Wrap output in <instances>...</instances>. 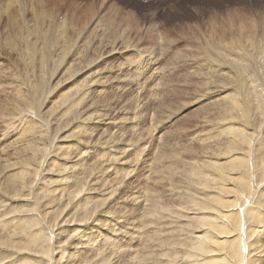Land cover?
Listing matches in <instances>:
<instances>
[{
    "label": "rangeland",
    "instance_id": "rangeland-1",
    "mask_svg": "<svg viewBox=\"0 0 264 264\" xmlns=\"http://www.w3.org/2000/svg\"><path fill=\"white\" fill-rule=\"evenodd\" d=\"M213 1L0 0V264H184L192 195L225 170L237 191L214 264L238 255V232L244 264H264V7ZM253 31L263 42L238 41ZM233 132L250 145L224 165Z\"/></svg>",
    "mask_w": 264,
    "mask_h": 264
},
{
    "label": "bare ground",
    "instance_id": "bare-ground-1",
    "mask_svg": "<svg viewBox=\"0 0 264 264\" xmlns=\"http://www.w3.org/2000/svg\"><path fill=\"white\" fill-rule=\"evenodd\" d=\"M217 1H220L219 2V4H220V6H225V4H226V2H228V1H226L225 2V0H217ZM239 2V1H242V0H236L235 2ZM10 2H12V1H10ZM16 2V1H15ZM20 2V1H19ZM245 2H247L246 4H245V7H247V11H249V10H253V12H255V13H257L258 14V12H260V10L262 9V7H264V4H263V2H262V0H245ZM7 3V2H6ZM9 3V2H8ZM7 3V4H8ZM18 3V2H17ZM22 3V2H21ZM199 3H201L202 5H204L205 7H208V9H211V7H213V6H216L215 4H213L214 3V1L213 0H205V2L204 3H202V2H199ZM19 4V3H18ZM17 4V5H18ZM9 5H10V3H9ZM8 5V6H9ZM16 5V6H17ZM15 6V7H16ZM200 6V5H199ZM241 6V5H240ZM205 7H200L198 10H196V16L198 17V15L197 14H203L202 12H201V10L202 9H204ZM252 8V9H251ZM9 9V8H8ZM10 10V9H9ZM22 10V9H21ZM26 10V9H25ZM179 10V9H178ZM176 11H177V8H176ZM25 12V11H24ZM177 15V14H176ZM194 14H190L189 16L191 17V16H193ZM234 15H237L238 16V18L240 17V15L239 14H234ZM236 16V17H237ZM255 16V15H254ZM178 18H184L183 16H178ZM241 18H239L238 19V22L237 21H235V22H233L234 23V25L236 24V23H238L240 26H241V24H242V20H240ZM248 19V18H247ZM183 22V21H182ZM205 25V24H204ZM208 27H210V26H213V25H209V24H206ZM225 25H227L228 26V28L231 26V24H229V23H227V24H225ZM186 26V24L185 25H183V27H185ZM221 26H224V24H221L220 26H218L219 28L221 27ZM182 29H183V27L182 26H180ZM188 27V26H187ZM217 28V27H216ZM240 29H242V28H239V27H235V30H237V31H239ZM229 30V29H228ZM241 31V30H240ZM247 31H249V30H247ZM221 33V32H220ZM227 33H229V32H227ZM166 34V33H165ZM223 34V33H222ZM228 35H230V34H228ZM217 37V36H216ZM215 37V38H216ZM224 39H226L227 37L226 36H222ZM221 37V38H222ZM191 38V37H190ZM210 38V37H209ZM214 38V37H213ZM213 39L214 41L216 40V39ZM229 38H231V37H229ZM238 41L239 42H243V41H247V42H252V44H255L256 45V43H260V42H263V40L261 39V36H259L255 31H253V32H251L250 34H244V35H242V34H240L238 37ZM263 38V37H262ZM163 39H165L164 41H166V43H172L173 41L174 42H176V41H179V38L178 37H170V36H164L163 37ZM211 39V38H210ZM210 39H204V41L205 42H208L209 43V41H210ZM218 39V38H217ZM185 40H187V39H185ZM219 40V39H218ZM223 39H221V41H222ZM231 40H233V39H231ZM220 41V40H219ZM223 41H225V40H223ZM156 43V42H155ZM217 44H218V42H217ZM225 44V43H224ZM223 44V45H224ZM232 44V43H231ZM262 44V43H261ZM195 45V44H194ZM207 45V44H206ZM216 45V44H215ZM237 46H238V44H236ZM248 45V44H247ZM260 44H258V46H259ZM196 46V45H195ZM224 46H226V45H224ZM229 46H230V44H229ZM249 46V45H248ZM200 47V46H199ZM208 47V46H207ZM207 47H205V48H207ZM218 47H219V45H218ZM231 47V46H230ZM87 48V47H86ZM185 48V47H184ZM198 48V47H197ZM204 48V47H203ZM209 48V47H208ZM226 48V47H225ZM225 48H224V50H225ZM237 48V47H236ZM240 48V47H239ZM210 49V48H209ZM221 49V48H220ZM241 49V48H240ZM239 49V50H240ZM183 50V49H182ZM216 50H217V48H216ZM230 50V49H229ZM203 51H204V49H203ZM203 51H201V52H203ZM210 51V50H209ZM213 51H215V50H213ZM234 51V50H233ZM241 51V50H240ZM243 51V50H242ZM185 52V51H184ZM194 51H192V53H193ZM198 52V51H197ZM208 51H206V49H205V51H204V53H207ZM248 52V51H247ZM258 52H259V50H258ZM93 53V52H92ZM188 53V52H187ZM200 53V52H199ZM218 53H220L221 54V52H218ZM234 53V52H233ZM236 53V52H235ZM243 53V52H242ZM190 54H191V51H190ZM230 54H231V52H230ZM237 54H238V52L236 53V56H237ZM255 54V53H254ZM199 55V54H198ZM198 55H197V59H198ZM239 55H241V54H239ZM205 56V55H204ZM231 56V55H230ZM244 56V55H243ZM81 57V56H80ZM86 57V56H85ZM185 57V56H184ZM200 57H201V55H200ZM207 57V56H206ZM211 57V56H210ZM212 57H213V55H212ZM211 57V59H213ZM216 57V56H215ZM222 57L223 56H221V58H218V60L219 59H221L222 60ZM188 58H189V56H188ZM195 58V57H194ZM204 58V57H203ZM224 58V57H223ZM231 58H233V57H231ZM251 58V57H250ZM201 59V58H200ZM204 59H206V58H204ZM248 59V58H247ZM184 60H185V58H184ZM186 60H187V58H186ZM208 60H209V57H208ZM220 60V61H221ZM226 60V59H225ZM224 60V61H225ZM232 60V59H231ZM235 60V59H234ZM190 61V60H189ZM201 61L203 62V60L201 59ZM206 61V60H205ZM210 61H212V60H210ZM227 61V60H226ZM233 61V60H232ZM253 61V60H252ZM186 62V61H185ZM188 62V61H187ZM186 62V63H187ZM197 62H198V64H199V61L197 60ZM212 62H216V60L215 61H212ZM222 62V61H221ZM231 61H229V63H230ZM237 62V61H236ZM247 62V61H246ZM190 63H194V62H190ZM220 63V62H219ZM225 63V62H224ZM181 64V63H180ZM206 64V63H205ZM208 64V63H207ZM215 64V63H214ZM218 64V63H217ZM217 64H215L216 66H217ZM241 64H243V63H241ZM3 65V64H2ZM72 65V64H71ZM200 65H201V62H200ZM199 65V66H200ZM221 65V64H220ZM192 66V65H191ZM195 66V65H194ZM197 66V65H196ZM204 66V65H203ZM209 66V65H208ZM226 66V65H225ZM240 66V65H239ZM202 67V66H201ZM210 67V66H209ZM214 67V66H213ZM212 67V68H213ZM220 67V66H219ZM218 67V68H219ZM192 68H193V66H192ZM200 68V67H199ZM203 68V67H202ZM206 68H207V66H206ZM211 68V67H210ZM215 68V67H214ZM213 68V69H214ZM239 69H241L240 67H238ZM196 69H198V68H195V70ZM203 69H205V68H203ZM223 69V68H222ZM232 69V68H231ZM6 70V69H5ZM202 70V69H201ZM205 70H207V69H205ZM204 70V71H205ZM211 70V69H210ZM219 70H220V68H219ZM223 70H226V69H223ZM228 70V69H227ZM226 70V71H227ZM3 71V70H2ZM49 71V70H48ZM197 71V70H196ZM211 71H213V70H211ZM215 71H216V69H215ZM187 72V71H186ZM201 72V71H200ZM203 72V71H202ZM222 71L220 70V72L219 73H221ZM230 72V71H229ZM242 72H243V70H242ZM12 73V72H11ZM121 73V72H120ZM204 73V72H203ZM202 73V74H203ZM207 72L205 71V74H206ZM208 73H210V72H208ZM212 73V72H211ZM210 73V74H211ZM231 73V72H230ZM185 74V73H184ZM194 74V73H193ZM196 74V76H194V77H197V72L195 73ZM200 75H201V73H199ZM198 74V75H199ZM209 74V75H210ZM216 74V73H215ZM222 74V73H221ZM225 74V73H224ZM10 75H12V74H10ZM9 74H8V76H10ZM192 75V74H191ZM19 76V75H18ZM181 76V75H180ZM182 76H184V75H182ZM186 76V75H185ZM211 76V75H210ZM229 76V75H228ZM233 76V75H232ZM239 76V75H238ZM1 77V76H0ZM188 77H190V76H188ZM212 77H214V76H212ZM218 77V76H217ZM225 77V76H224ZM5 78V77H4ZM8 78V77H7ZM6 78V80H8ZM183 78V77H182ZM191 78V77H190ZM186 79H187V77H186ZM207 79H208V77H207ZM211 79H214V78H211ZM217 79V78H216ZM221 79V78H220ZM231 79V78H230ZM239 79V78H238ZM181 80V79H180ZM191 80V79H190ZM201 80V79H200ZM209 80V79H208ZM234 80H236V79H234ZM216 81V80H215ZM183 82V81H182ZM195 83H196V81H194ZM208 82V81H207ZM206 82V83H207ZM218 82V81H217ZM188 83H189V81H188ZM190 83H191V85H192V82L190 81ZM189 83V84H190ZM205 83V84H206ZM215 83V82H214ZM213 83V84H214ZM223 83V82H222ZM178 84H180V83H178ZM184 84H185V82H184ZM204 84V83H203ZM212 84V85H213ZM187 85V84H186ZM190 85V86H191ZM214 85H216V84H214ZM188 86V85H187ZM193 86H194V84H193ZM197 86V85H196ZM203 86L204 85H202V88H203ZM3 87H4V85H3ZM9 87V86H8ZM12 87V86H11ZM211 86H209V88H210ZM213 87V86H212ZM231 87V86H230ZM241 87H242V85H241ZM16 88H18V87H16ZM15 88V89H16ZM206 88V87H205ZM215 88H217V87H214V89ZM220 88V87H219ZM219 88H217L218 90H219ZM224 88H226V87H224ZM233 88V87H232ZM3 88H1V90H2ZM177 89V88H176ZM179 89V88H178ZM196 89V88H195ZM208 89V88H207ZM212 89V88H211ZM221 89H222V87H221ZM239 89V88H238ZM242 89V88H241ZM5 90V89H4ZM10 90V89H9ZM19 90V89H18ZM196 90H198V89H196ZM199 90H201V89H199ZM230 90V89H229ZM236 91H237V89H235ZM7 91H8V89H7ZM16 91V90H15ZM21 91V90H20ZM78 91V90H77ZM171 91V90H170ZM173 91V90H172ZM212 91V90H211ZM5 92V91H4ZM198 92V91H197ZM207 92V91H206ZM233 92V91H232ZM212 93V92H211ZM234 93V92H233ZM239 93H240V91H239ZM264 93V92H263ZM12 94V93H11ZM88 94V93H87ZM210 94V93H209ZM253 94V93H252ZM4 95H6L5 93H4ZM10 95V94H9ZM188 95V94H187ZM204 95H206V94H204ZM226 95V94H225ZM231 95H233L232 93H231ZM230 95V96H231ZM235 95V94H234ZM239 95V94H238ZM237 95V96H238ZM8 96V95H7ZM63 96H65V95H63ZM184 96H185V94H184ZM203 96V95H202ZM223 96H224V93H223ZM227 96V95H226ZM240 96V95H239ZM6 97V96H5ZM9 97V96H8ZM66 97V96H65ZM71 97V96H70ZM84 97V96H83ZM205 97V96H204ZM3 98V97H2ZM11 98H12V96H11ZM61 98V97H60ZM230 98H233V96L232 97H230ZM8 99V98H7ZM75 99V98H74ZM216 99H218L217 97H216ZM234 99V98H233ZM10 100V99H9ZM76 100V99H75ZM208 100V99H207ZM225 100V99H224ZM228 100V99H227ZM226 100V101H227ZM231 100V99H230ZM17 101V100H16ZM222 102H223V99L221 100ZM1 102V101H0ZM11 102V101H10ZM71 102V101H70ZM76 102H78V100L76 101ZM214 102V101H213ZM233 102V101H232ZM16 104V103H15ZM95 104V103H94ZM209 104H211V103H209ZM14 105V104H13ZM71 105V104H70ZM74 105V104H73ZM217 105H219V104H217ZM1 106V105H0ZM96 106V105H95ZM100 106V105H99ZM13 107V106H12ZM238 107V106H237ZM240 107V106H239ZM2 107H0V109H1ZM208 108V107H207ZM221 108V107H220ZM241 108V107H240ZM163 109V108H162ZM212 109V108H211ZM222 109V108H221ZM13 110V109H12ZM170 110V109H169ZM168 110V111H169ZM207 110V109H206ZM1 111H3V110H1ZM175 111V110H174ZM204 111V110H203ZM213 111V110H212ZM215 111V110H214ZM217 111H220V110H216V113H217ZM98 112V111H97ZM209 112H211V111H209ZM212 113V112H211ZM215 113V112H214ZM219 113V112H218ZM10 114V113H9ZM199 114V113H198ZM98 115H100V114H98ZM208 115H209V113H208ZM215 115H217V114H215ZM251 115V114H250ZM206 116V115H205ZM262 116V115H261ZM96 117V116H95ZM100 117V116H99ZM210 117V116H209ZM220 117V116H219ZM211 118H213V117H211ZM14 119V118H13ZM228 119V118H227ZM229 119H230V117H229ZM12 120V119H11ZM220 120V119H219ZM261 120V119H260ZM228 121V120H227ZM231 121V120H230ZM258 122V121H257ZM229 123V122H228ZM232 123H233V121H232ZM225 124V123H224ZM223 124V125H224ZM220 125H222V124H220ZM230 127V126H229ZM233 127V126H232ZM27 129V128H26ZM261 129V128H260ZM80 130V129H79ZM213 131H215V129H213ZM24 132H26V131H24ZM76 133V132H75ZM176 133V132H175ZM22 134H23V132H22ZM26 134V133H25ZM24 134V135H25ZM232 135H233V137H231V141H232V143H231V141L227 144V147H228V150L227 151H225V152H223V151H219V154H223V155H226V152H227V154L228 155H226V160H224V161H222L223 163H224V165L225 164H227V163H233V161H235V162H238V163H240V162H242L243 161V156H238V155H236V146H235V144H236V142H241L242 143V141H246L243 137H242V135H241V133H239V132H233V133H231ZM78 135V134H77ZM173 136H174V133L172 134ZM219 136V135H218ZM18 137V136H17ZM16 138V137H15ZM43 138V137H42ZM46 138V137H45ZM44 138V139H45ZM214 138V137H213ZM216 138V137H215ZM248 138V137H247ZM20 139V138H19ZM218 139V138H217ZM41 140V139H40ZM47 140V139H46ZM207 140V139H206ZM242 140V141H241ZM219 141V140H218ZM49 142V141H48ZM246 143L248 144V145H250V143L248 142V141H246ZM50 145V144H49ZM252 145V144H251ZM243 146V145H242ZM24 147V146H23ZM226 147V148H227ZM15 148H17V147H15ZM81 149V148H80ZM79 149V150H80ZM220 149V148H219ZM85 150V149H84ZM28 151V150H27ZM32 151V150H31ZM37 151V150H36ZM42 151V150H41ZM48 152H49V150H48ZM83 152H85V151H83ZM162 152H165V151H162ZM161 152V153H162ZM223 152V153H222ZM43 153V152H42ZM45 153V152H44ZM92 153V152H91ZM166 153V152H165ZM164 153V154H165ZM160 154V153H159ZM170 154V153H169ZM218 154V155H219ZM43 155V154H42ZM162 155V154H161ZM165 155H167V154H165ZM120 156V155H119ZM169 155H167V157H168ZM170 156H172V155H170ZM220 156H222V155H220ZM253 156V155H252ZM161 157V156H160ZM215 157V156H214ZM174 157H172V159H173ZM217 158H219V157H217ZM101 159H103L102 157H101ZM162 159V158H161ZM170 159V158H169ZM213 159V158H212ZM44 160V159H43ZM104 160V159H103ZM165 160H167V159H165ZM218 160L219 159H217V161H215V164H213L212 165V167L214 166V165H216V167H220L222 164H220V162H218ZM42 161V160H41ZM99 161V160H98ZM248 161V160H247ZM105 162V161H104ZM108 162V161H107ZM164 162V161H163ZM209 162V161H208ZM18 163V162H17ZM45 163H46V161H45ZM106 163V162H105ZM205 164V163H204ZM203 165V164H202ZM239 165V164H238ZM103 166V165H102ZM207 166V165H206ZM204 167V166H203ZM215 167V166H214ZM215 167V168H216ZM218 167V169H220ZM229 167V166H228ZM222 168V167H221ZM226 168V167H225ZM193 169V168H192ZM212 169V168H211ZM210 169V170H211ZM236 169H238V168H236ZM193 170H195V169H193ZM199 170H201V169H199ZM202 170H204V169H202ZM216 170H217V168H216ZM225 170V169H224ZM26 171V170H25ZM82 171V170H81ZM158 171V170H157ZM192 171V170H191ZM196 171V170H195ZM23 172V171H22ZM79 172V171H78ZM104 172H106V170L104 171ZM108 172V171H107ZM189 172V171H188ZM197 172V171H196ZM220 172V171H219ZM228 173L227 175H226V173ZM19 173V172H18ZM26 173V172H25ZM28 173V172H27ZM41 173V172H40ZM90 173V172H89ZM101 173V172H100ZM192 173V172H191ZM190 173V174H191ZM210 173V172H209ZM223 173H225V175L226 176H228L231 172H227L226 170L225 171H222V172H220V173H218V174H216V175H214V177H212V178H209V176H205V178H204V176H203V181H201V182H199V185H198V187H200V189L201 190H206L207 191V189L209 188V184H211V182L214 184V186L216 187V191H215V193L214 194H212V195H209V196H205V195H207L208 194V192H206V191H204L205 193H204V195L202 196H195V195H192V203L191 204H193L195 207H196V210H197V213L199 214V216L198 217H194V218H196V220H197V222H198V225L200 226V230L198 231V233L196 232V230L195 231H192V233H190V234H192L191 235V237H192V240H193V242L192 243H190V248L194 251V254L193 255H189L188 256V260H187V258L186 257H184V262H182V263H184V264H214V262H215V259L216 258H214V256L215 255H217L216 254V251H215V246L217 245V244H219L220 242L218 241V235H217V232L219 231V232H221V231H223V230H225V229H227V225L223 222V221H221V219H223V218H227L226 216L227 215H230V214H227L226 212L225 213H223V211H224V209H225V207H229V203H230V200H232L231 199V197H227V195H226V197H225V193H227L228 194V196H232L233 195V192L235 193L237 190L234 188V187H232V186H230V185H228V183L226 182V179H224L226 176H224V178L223 177H220ZM24 174V173H23ZM74 174V173H73ZM103 174V173H102ZM101 174V175H102ZM22 175V174H21ZM28 175H29V173H28ZM199 175H201V174H198V176ZM203 175V174H202ZM16 176V175H15ZM26 176H27V174H26ZM90 176V175H89ZM190 176V175H189ZM230 176H231V174H230ZM27 177H29V176H27ZM31 177V176H30ZM160 177V176H159ZM195 177V176H194ZM229 177V176H228ZM232 177V176H231ZM234 177V176H233ZM40 178V177H39ZM199 178V177H198ZM43 179H45V178H43ZM194 179V178H193ZM233 179V178H232ZM36 181V180H35ZM38 181V180H37ZM64 181V180H63ZM240 181H242V180H240ZM194 182V181H193ZM239 182V181H238ZM236 183V182H235ZM240 183V182H239ZM40 184V183H39ZM158 184V183H157ZM213 184H211L210 185V188L212 187L213 188ZM230 184V183H229ZM66 185V184H65ZM5 186H7V185H5ZM57 187V186H56ZM215 187H214V189H215ZM11 189V188H10ZM47 189V188H46ZM50 191V190H49ZM177 191V190H176ZM208 191H209V189H208ZM211 191V190H210ZM209 191V192H210ZM179 192V191H178ZM177 193V192H176ZM212 193H213V189H212ZM32 194V193H31ZM210 194V193H209ZM28 195V194H27ZM33 195V194H32ZM144 195H146L145 193H144ZM18 196V195H17ZM142 196V195H141ZM15 197V196H14ZM33 197V196H32ZM150 197V196H149ZM148 197V198H149ZM10 198V197H9ZM12 198V197H11ZM110 198H111V196H110ZM249 198V197H248ZM36 199V198H35ZM234 200V199H233ZM147 201V200H146ZM39 202V201H38ZM37 202V203H38ZM229 204V205H228ZM42 207V206H41ZM154 208H156V206L154 207ZM158 210V209H157ZM193 210H195L194 208H193ZM226 210V209H225ZM241 213V212H240ZM254 213V212H253ZM232 214V213H231ZM232 216H235V214L234 215H232ZM231 216V217H232ZM223 217V218H222ZM230 217V218H231ZM0 218H2V217H0ZM232 219H234V218H232ZM45 220V219H44ZM239 221H241L240 220V216L239 217H237V219H236V222H237V224H239V223H241V222H239ZM245 221V220H244ZM2 222V221H1ZM3 222L5 223V221L3 220ZM2 222V223H3ZM3 223V224H4ZM7 224V223H6ZM6 226L7 225H4L3 227H4V229L6 228ZM0 227H2V226H0ZM3 227H2V229H3ZM264 227V224L261 226V228H263ZM40 229H41V227H40ZM229 229V228H228ZM254 229V228H253ZM264 229V228H263ZM257 230V229H256ZM255 230V231H256ZM260 230V229H259ZM262 230V229H261ZM260 230V231H261ZM7 231V230H6ZM40 231V230H39ZM200 232H201V234H200ZM263 232H264V230H263ZM45 233V232H44ZM249 233V232H248ZM4 234V233H3ZM250 234V233H249ZM263 234V233H262ZM246 236V235H245ZM263 236V235H262ZM243 236H240V233L238 232V234H237V237H235V239H239V243H238V247H239V252H238V255H236V257H235V255H233L234 257L232 258V259H230V261L229 260H224V258L223 259H219V261H225V262H228V264H234L231 260H237V262H239V264H244V262H245V258L248 256V255H246L245 256V254H246V250H245V248H243V243H240V238H242ZM259 238V237H258ZM261 238V237H260ZM110 239H111V237H109V239L107 240V241H109L110 242ZM262 239V238H261ZM42 240H44L42 237H40V236H38V237H36V238H34V243H36V242H40V241H42ZM47 240H48V238H47ZM260 240V239H259ZM231 241H233V240H231ZM2 242V241H1ZM223 242H225V241H223ZM2 244V243H1ZM262 246V245H261ZM257 247V246H256ZM259 247V246H258ZM3 248V247H2ZM246 248H247V246H246ZM258 249H260V248H258ZM259 252H260V257H262L263 259H264V246L263 247H261V249L259 250ZM258 253V252H257ZM228 255V254H227ZM192 257V259H191V261H189V257ZM225 256V255H224ZM255 256V255H254ZM258 256V255H257ZM259 257V258H260ZM238 258V259H237ZM227 259V258H226ZM227 264V263H226Z\"/></svg>",
    "mask_w": 264,
    "mask_h": 264
}]
</instances>
